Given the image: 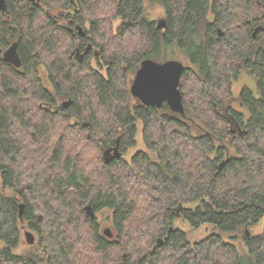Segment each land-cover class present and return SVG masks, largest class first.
<instances>
[{
    "label": "trees",
    "instance_id": "1",
    "mask_svg": "<svg viewBox=\"0 0 264 264\" xmlns=\"http://www.w3.org/2000/svg\"><path fill=\"white\" fill-rule=\"evenodd\" d=\"M153 1L163 29L144 0H5L0 264H264V224L253 232L264 219V30L253 36L264 0ZM14 41L20 67L2 56ZM85 43L96 54L80 61ZM177 55L192 65L179 81L185 116L129 89L143 59ZM243 68L256 92L233 96ZM139 130L146 150L127 159ZM115 146L121 156L107 158ZM177 217L212 229L190 242ZM24 226L37 239L16 253Z\"/></svg>",
    "mask_w": 264,
    "mask_h": 264
},
{
    "label": "water",
    "instance_id": "2",
    "mask_svg": "<svg viewBox=\"0 0 264 264\" xmlns=\"http://www.w3.org/2000/svg\"><path fill=\"white\" fill-rule=\"evenodd\" d=\"M6 8L5 0H0V10ZM165 26L164 20H159L158 28ZM264 30L263 26H257L254 29L253 36L257 31ZM77 31L84 34L83 27L78 25ZM3 59L15 67L21 66V59L17 51V42H12L4 51ZM185 69L182 61L177 59H166L163 61L145 58L140 62L139 68L136 70L133 80L130 85V93L144 105L155 106L160 108L163 103H166L170 110L185 116L182 95L179 88L180 77ZM67 105V103H66ZM107 158L120 157L121 152L115 146L112 150L106 151ZM24 204L19 205V217L22 221V212ZM104 235L112 237L113 233L110 227L103 229ZM24 237L27 244L35 243V235L29 229H24Z\"/></svg>",
    "mask_w": 264,
    "mask_h": 264
},
{
    "label": "rangeland",
    "instance_id": "3",
    "mask_svg": "<svg viewBox=\"0 0 264 264\" xmlns=\"http://www.w3.org/2000/svg\"><path fill=\"white\" fill-rule=\"evenodd\" d=\"M143 6L145 9L146 16L149 19L153 20L155 22V24L159 19H162L163 17H165V13L163 11V8L159 3H157L153 0H144ZM119 25H120V19L118 17H116L112 21V26H113V28L116 29ZM86 27L88 29V25H86ZM174 59L182 61L185 66H192L190 64V61L188 60V58H186L184 56L177 55V56H174ZM93 65H94V63H93ZM100 69H102V68H100ZM241 70L242 71L239 72L238 76L234 79V82H233V86H232L233 96H236L240 92V89L244 85L248 86L254 93L256 92L255 91L256 90V83H255V79H254L253 75L251 73H249L247 70H245L244 68ZM101 72H103V70ZM41 75L45 81L46 86H48V83L45 79V73L41 71ZM233 99L234 100H232L231 103L236 107L238 105V103H237L235 97H233ZM226 103H228V102H226ZM137 150H146V147H145L143 139H142L141 130H139L137 132L136 144L134 145V147H132L128 150V152L126 153V158L128 159L130 157V155L133 154ZM186 206L195 207L196 204L194 202V203L186 204ZM109 216H110L109 210H102V211L97 213V218H98V221L100 223L101 230L104 229L105 227H111L112 228V224L110 222ZM263 224H264V219H262L261 222H259L254 227L253 232H255V233L260 232L263 228ZM173 226L176 227L177 229H180V230H183L184 232H186L190 242H194L196 240H200L202 238H205L210 233V231L212 229V226L210 224H207V223L202 224V225L198 226L197 228H192L191 225L186 220L182 219L181 217H177V219L173 223ZM24 229H29V228H27L26 226H24L22 228V230H21V242H20L18 248L15 250L16 253H20L23 250H26L30 246L25 241ZM34 235H35V239H37V235L35 233H34ZM235 246H236V249L238 250L239 254L241 256H245V254L247 253V247L242 243H240L238 245L235 244Z\"/></svg>",
    "mask_w": 264,
    "mask_h": 264
},
{
    "label": "flooded vegetation",
    "instance_id": "4",
    "mask_svg": "<svg viewBox=\"0 0 264 264\" xmlns=\"http://www.w3.org/2000/svg\"><path fill=\"white\" fill-rule=\"evenodd\" d=\"M53 13V12H52ZM54 15L55 16H58L56 13H54ZM67 16V15H66ZM159 20H164L165 21V26H166V17H163L162 19H159ZM158 20V21H159ZM153 21V20H152ZM158 21L156 22V24H155V26H156V28H158L157 27V23H158ZM59 22V24H64L66 21H63V22H60V21H58ZM154 22V21H153ZM70 23V22H69ZM155 23V22H154ZM70 25V24H69ZM69 25H67V27H68V29H70V31H76V33H78L79 35H81V36H84L85 34H86V28L85 27H83V30H84V34H81V33H79L78 31H77V26H78V24H75V25H71V26H69ZM165 26L163 27V28H165ZM163 28H158V29H163ZM219 31V30H218ZM220 32V31H219ZM83 46H85L84 48H83V50H82V48L81 49H76V50H78V51H76V53H75V55L76 56H78V58H79V60L81 61L82 59H83V57H89V59H91V57H94L95 56V54H96V50L95 49H93L92 48V45L91 44H89V43H85V45H83ZM82 50V51H81ZM94 59V58H93ZM91 61V63L93 64V61L92 60H90ZM94 65H96V64H94ZM249 72V71H248ZM250 73V72H249ZM135 74V73H134ZM133 77H134V75H133ZM133 77H132V80H133ZM45 79H46V81H47V78H46V75H45ZM255 79V78H254ZM132 82V81H131ZM47 83H48V86L47 87H50V83L47 81ZM130 85H131V83H130Z\"/></svg>",
    "mask_w": 264,
    "mask_h": 264
}]
</instances>
